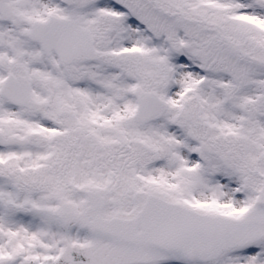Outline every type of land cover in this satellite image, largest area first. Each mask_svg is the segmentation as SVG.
<instances>
[{
    "label": "snow or ice",
    "instance_id": "obj_1",
    "mask_svg": "<svg viewBox=\"0 0 264 264\" xmlns=\"http://www.w3.org/2000/svg\"><path fill=\"white\" fill-rule=\"evenodd\" d=\"M0 264H264V0H0Z\"/></svg>",
    "mask_w": 264,
    "mask_h": 264
}]
</instances>
